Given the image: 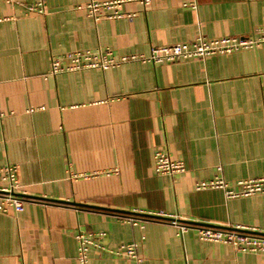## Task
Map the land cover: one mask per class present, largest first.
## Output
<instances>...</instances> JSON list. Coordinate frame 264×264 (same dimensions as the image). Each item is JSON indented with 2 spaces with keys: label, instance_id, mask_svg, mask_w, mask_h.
I'll use <instances>...</instances> for the list:
<instances>
[{
  "label": "crops",
  "instance_id": "0c3cea01",
  "mask_svg": "<svg viewBox=\"0 0 264 264\" xmlns=\"http://www.w3.org/2000/svg\"><path fill=\"white\" fill-rule=\"evenodd\" d=\"M89 1L46 0L39 15L0 0V166L18 165L25 196L22 211L0 212V264H79L78 229L106 232L107 249L144 235L141 263L90 249L88 264H264V253L237 252L192 230L180 238L168 219H147L142 229L124 219L163 211L264 231V194L228 199L220 189H195L218 165L229 183L264 177V43L49 74L53 55L76 49L120 56L198 35L246 37L264 26V0H124L132 17L97 21ZM158 149L186 170L156 173Z\"/></svg>",
  "mask_w": 264,
  "mask_h": 264
},
{
  "label": "built area",
  "instance_id": "2783aa9c",
  "mask_svg": "<svg viewBox=\"0 0 264 264\" xmlns=\"http://www.w3.org/2000/svg\"><path fill=\"white\" fill-rule=\"evenodd\" d=\"M17 3L25 13L43 15L46 13V0H31L29 3L6 0ZM144 4L150 0H139ZM124 0L89 1L85 5L87 15L94 21L102 17L119 18L122 16L132 17V13H124L121 5ZM264 43V26L246 37L221 36L206 38L198 35L194 39L185 42L153 46L148 54L133 53L115 56L109 49L84 48L68 51L62 55H53L50 60L49 74L55 75L67 71H80L85 69L107 70L130 61L151 62L153 64L173 63L182 59L205 58L215 54H231L244 49H255ZM154 170L158 174L174 176L186 170L182 159H174L168 151L158 149L153 154ZM220 165L216 167L215 174L210 179L198 180L195 183L196 190L220 189L225 198L248 197L255 194H264V177L238 179L229 183L222 175ZM76 178L77 175H70ZM0 212L18 213L24 209V191L18 180V165L5 164L0 166ZM151 215V216H150ZM168 219L170 224L176 228V235L182 237L189 230L196 233L203 241L224 243L230 245L235 251L242 253H264V231L249 229L244 226H222L204 224L181 220L175 214H168L163 211L146 215L127 214L124 219L132 226L143 228L147 219ZM106 232L86 231L78 229L75 233L77 243L76 259L79 264H88L90 249L105 250L104 243ZM139 239L130 242L120 243L117 247L107 249L111 254L123 256L137 263L143 258L139 253Z\"/></svg>",
  "mask_w": 264,
  "mask_h": 264
},
{
  "label": "water",
  "instance_id": "95a60500",
  "mask_svg": "<svg viewBox=\"0 0 264 264\" xmlns=\"http://www.w3.org/2000/svg\"><path fill=\"white\" fill-rule=\"evenodd\" d=\"M61 202L69 203V204H72V205L78 206V207H96L94 205H88V204H83V203H78V202H73V201H61ZM112 210H114V209H112ZM137 214H139V215H146V216L148 215V214H143V213H137Z\"/></svg>",
  "mask_w": 264,
  "mask_h": 264
}]
</instances>
